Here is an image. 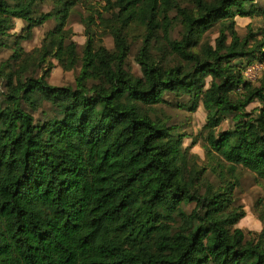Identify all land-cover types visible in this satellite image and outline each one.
<instances>
[{"label": "trees", "instance_id": "obj_1", "mask_svg": "<svg viewBox=\"0 0 264 264\" xmlns=\"http://www.w3.org/2000/svg\"><path fill=\"white\" fill-rule=\"evenodd\" d=\"M44 1L0 0V52L11 51L0 59V264H264V196L259 232L236 226L245 211L234 199L238 166L264 185V70L256 84L244 77L248 64H264V26L243 37L235 29L236 17L264 20V5L49 0L38 12ZM76 6L81 53L67 27ZM52 17L26 51L22 42ZM214 26L212 43L204 35ZM135 36L140 75L128 63ZM51 59L63 71L79 66L74 86L48 82ZM166 95L186 111L204 108L207 164L190 152L196 137L184 146L187 134L167 124Z\"/></svg>", "mask_w": 264, "mask_h": 264}, {"label": "rangeland", "instance_id": "obj_2", "mask_svg": "<svg viewBox=\"0 0 264 264\" xmlns=\"http://www.w3.org/2000/svg\"><path fill=\"white\" fill-rule=\"evenodd\" d=\"M260 4L264 5V0H259ZM53 7V3L49 0L44 1L39 4L37 7L38 12H47L50 11ZM85 16V11L80 6H76L71 12V15L68 18L67 27L72 29V40L77 44L78 52L81 53L86 37L84 35V27L82 24V19ZM56 19L54 17L46 20L42 25L37 26L33 29V35L30 40L23 41L22 46L26 51L38 47L41 45L42 39L44 38L46 32L54 27ZM235 29L237 30L240 37L245 36L248 32H256L261 27L264 26V20L259 17H236L235 18ZM24 22L16 19L15 20V32H20L23 27ZM180 25H176L172 31V37H179ZM217 36V26L209 29L204 37L209 39L214 43V39ZM104 45L111 49L113 47L112 37L109 35L102 37ZM140 44V37H134V43L132 45L130 54L128 56V63L130 65L131 71L140 75L139 65L134 59V52L136 51L137 46ZM11 51L9 49H4L0 52V59L5 60ZM248 59L242 58L241 62L243 64L247 63ZM51 62L54 64L48 77V82L51 85L55 86H67L73 85L75 83V76L79 72V66L72 71H63L58 65L57 61L51 59ZM260 64L261 70L258 72V76L264 70V64L259 63L258 61L252 62L251 64ZM246 66V67H247ZM41 72H39L40 74ZM254 84L257 83V80L252 81ZM0 82V88L2 87ZM166 102L160 105L161 111L165 116V120L168 125H175L178 127V130L181 133L187 134L183 139V145L188 146L191 144L193 137H196V143L190 148V152L198 156V162L200 164H207V159L202 145L204 144L203 135L200 134L202 126L206 120V112L202 106H199L195 112L186 111L178 106L175 102L178 100L172 95L165 96ZM180 103L184 102L183 99L178 100ZM256 106H259L258 102H252L245 107V112L249 115H252L256 111ZM47 108V106H45ZM35 116H38V113H35ZM232 125L231 119H225L218 127V130H225L230 128ZM236 175L238 177L239 185L234 189V199L237 205L242 206L245 211V216L236 224L237 227L241 228L245 232H259L262 228V224L257 218V212L255 211V204L259 198L264 196V185L261 183V179L252 171L238 166L236 168ZM206 176L213 185L218 184V177L214 172H211L209 169L206 172ZM193 207V203L187 204L184 206L186 211H190Z\"/></svg>", "mask_w": 264, "mask_h": 264}, {"label": "built area", "instance_id": "obj_3", "mask_svg": "<svg viewBox=\"0 0 264 264\" xmlns=\"http://www.w3.org/2000/svg\"><path fill=\"white\" fill-rule=\"evenodd\" d=\"M260 64H251L244 69V77L247 80L254 81L258 77V72L261 70Z\"/></svg>", "mask_w": 264, "mask_h": 264}]
</instances>
